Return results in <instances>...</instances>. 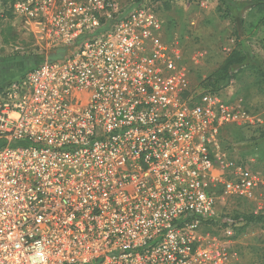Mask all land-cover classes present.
Masks as SVG:
<instances>
[{
    "label": "built area",
    "instance_id": "obj_1",
    "mask_svg": "<svg viewBox=\"0 0 264 264\" xmlns=\"http://www.w3.org/2000/svg\"><path fill=\"white\" fill-rule=\"evenodd\" d=\"M0 3L65 50L0 87V264H246L216 191L260 197L219 139L252 118L193 89L155 5Z\"/></svg>",
    "mask_w": 264,
    "mask_h": 264
},
{
    "label": "rangeland",
    "instance_id": "obj_2",
    "mask_svg": "<svg viewBox=\"0 0 264 264\" xmlns=\"http://www.w3.org/2000/svg\"><path fill=\"white\" fill-rule=\"evenodd\" d=\"M250 0H144L156 7V13L164 22L163 37L180 54V60L189 72L193 89L202 91L208 77L216 73L227 54L236 47L248 52L247 62L264 68V19L256 9L247 8ZM120 6L131 8V0H119ZM0 22V57L7 61L0 70V85L20 77L31 68L24 57H37L39 64L49 58L56 46L37 42L34 30L23 26L8 13ZM20 59H14V57ZM246 62V63H247ZM38 64V65H39ZM37 66V65H36ZM1 68V66H0ZM23 68V69H20ZM17 77V78H18ZM6 81V82H5ZM8 81V82H7ZM11 81V80H10ZM5 82V83H4ZM226 100L241 101L247 108L252 122L246 125H230L220 135L221 146L227 151L226 158L243 161L248 168L264 176V81L258 72L249 67L241 69L230 82L218 84ZM211 88L209 85L207 88ZM219 207L224 215H248L257 212L264 215V187L255 202L229 197L216 191ZM238 227L240 251L246 264H264V220ZM218 235V226L209 229ZM215 230V231H213Z\"/></svg>",
    "mask_w": 264,
    "mask_h": 264
},
{
    "label": "trees",
    "instance_id": "obj_3",
    "mask_svg": "<svg viewBox=\"0 0 264 264\" xmlns=\"http://www.w3.org/2000/svg\"><path fill=\"white\" fill-rule=\"evenodd\" d=\"M136 5H140L144 0H131ZM246 7L249 9H256L259 13H262L264 15V0H250L249 5L244 4V10ZM264 19V16L263 18ZM237 45L239 43H236ZM234 47L225 57L223 60L220 68L218 71L214 74H212L210 77H208V83L205 85V88H207L209 85L211 86L212 91H219L218 84L220 82H223L225 84H230V82L237 76V73L243 69L245 66L249 64V67L253 70L258 72V78H261V80L264 81V68L257 64H250L247 62L248 59V52L245 49H239V47ZM65 50H59L58 52H62V55L64 54ZM247 62V63H246ZM264 136V134H263ZM247 201V200H246ZM236 221L244 222L243 225L249 224L254 221H263L264 215L252 212L248 215H235L234 218ZM226 226V225H225ZM211 227V225H210ZM208 227V229L210 228ZM238 228L236 229V236L238 234Z\"/></svg>",
    "mask_w": 264,
    "mask_h": 264
},
{
    "label": "crops",
    "instance_id": "obj_4",
    "mask_svg": "<svg viewBox=\"0 0 264 264\" xmlns=\"http://www.w3.org/2000/svg\"><path fill=\"white\" fill-rule=\"evenodd\" d=\"M3 11H4V5L0 3V22H1V20H3V21L6 20L7 17H8V15L5 14ZM0 42L1 43L3 42V37L1 35H0ZM22 58H24L25 60H27L26 63H25V65H23V66H26L27 63H29V62H30L29 66H33V65L36 66V65L39 64V59L37 57H27V56L24 57V56H22ZM14 59H20V57L16 56V57H14ZM3 60H4V62L7 61L6 63L8 65V64H10L11 61H13V57H9V58H7V60L5 58H3V57H0V66H1L0 70L4 68L3 67V64H4ZM20 69H23V68H20ZM20 71H23V70H18V74H16L15 78H17L20 75ZM10 80H12V79H10ZM1 86H3V85H0V87Z\"/></svg>",
    "mask_w": 264,
    "mask_h": 264
},
{
    "label": "water",
    "instance_id": "obj_5",
    "mask_svg": "<svg viewBox=\"0 0 264 264\" xmlns=\"http://www.w3.org/2000/svg\"><path fill=\"white\" fill-rule=\"evenodd\" d=\"M62 52H58L57 51H53L50 53V58L53 60V59H56V58H60L62 57Z\"/></svg>",
    "mask_w": 264,
    "mask_h": 264
},
{
    "label": "flooded vegetation",
    "instance_id": "obj_6",
    "mask_svg": "<svg viewBox=\"0 0 264 264\" xmlns=\"http://www.w3.org/2000/svg\"><path fill=\"white\" fill-rule=\"evenodd\" d=\"M57 53H58V51H57Z\"/></svg>",
    "mask_w": 264,
    "mask_h": 264
}]
</instances>
